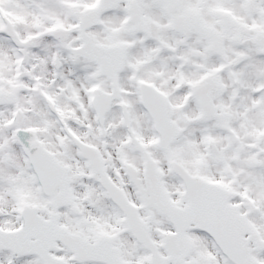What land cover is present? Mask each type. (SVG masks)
I'll list each match as a JSON object with an SVG mask.
<instances>
[{"label":"snow or ice","instance_id":"1","mask_svg":"<svg viewBox=\"0 0 264 264\" xmlns=\"http://www.w3.org/2000/svg\"><path fill=\"white\" fill-rule=\"evenodd\" d=\"M0 264H264V0H0Z\"/></svg>","mask_w":264,"mask_h":264}]
</instances>
